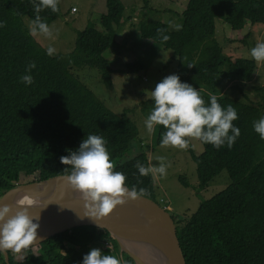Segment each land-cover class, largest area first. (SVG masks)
<instances>
[{
  "label": "trees",
  "instance_id": "16d2710c",
  "mask_svg": "<svg viewBox=\"0 0 264 264\" xmlns=\"http://www.w3.org/2000/svg\"><path fill=\"white\" fill-rule=\"evenodd\" d=\"M105 7L98 18L100 29L86 24L76 31L72 50L49 56L23 20L35 18L32 0H0V21H6V26L0 28V197L16 184L26 182L21 175L31 181L70 173L71 166L62 164L60 157L76 151L88 135H98L106 139L115 170L127 178L126 186L146 188L149 195L144 198L155 202L152 176H141L135 167L137 161L149 167L147 150L136 156L130 153L137 131L127 111L114 114L70 71L71 67H95L100 81L107 87L112 85L113 69L103 52L115 44L116 30L129 17L124 14L121 0H105ZM40 15L49 25L60 12L45 9ZM180 19L179 31L169 30L165 22L153 18H140L136 30L139 39L171 51L175 75L182 83L217 92L220 74L233 80L255 78L257 64L253 58L223 55L215 21L223 19L245 46L248 33L241 35L245 26H264V0H188ZM157 29H166L170 39L162 42ZM31 62L36 64L30 73L34 83L26 85L20 78L28 74L26 68ZM189 64L194 66L189 68ZM138 67V61L128 62L118 71L129 73ZM256 90L261 99L257 105L217 97L223 108L231 104L239 116L233 123L241 134L231 149L226 145L216 149L200 142L203 151L199 156L191 148L187 150L197 165L199 190L206 189L221 170L226 171L229 183L202 201L185 220H173L186 264H264V140L253 127L254 121L264 117V87ZM201 96L206 105L210 103V96L202 92ZM154 106L151 98L140 102L137 109L147 119ZM155 128L154 143L158 146L166 129L161 125ZM179 180L187 187L184 177ZM98 241L110 242L119 253L107 230L81 225L19 254L9 251V262L82 264L84 255L96 248ZM121 261L134 264L126 253ZM0 264H5L2 252Z\"/></svg>",
  "mask_w": 264,
  "mask_h": 264
},
{
  "label": "rangeland",
  "instance_id": "374dc122",
  "mask_svg": "<svg viewBox=\"0 0 264 264\" xmlns=\"http://www.w3.org/2000/svg\"><path fill=\"white\" fill-rule=\"evenodd\" d=\"M125 7V18L122 25L116 30L115 44L103 52V56L110 61L113 69L111 74L112 85L107 87L100 81L98 70L95 67L80 66L71 67L70 71L89 88L93 95L116 115H121L124 110L127 116L134 122L137 136L130 144V153L133 156L147 150L149 167L158 166L157 157H165L170 164L167 169L166 178H157L154 182V201L157 204L163 200L167 205L166 211L171 218L185 220L188 218L204 200L210 199L228 185L229 177L225 170H221L206 186L199 190V178L197 165L191 160L189 153L172 147L156 146L155 131L148 133L143 115L138 111L137 105L145 100L151 99V91L157 83L168 75L175 74V58L171 51L162 49L158 44L145 39H139L136 23L140 18L160 19L166 23L169 30H175L169 26L181 25V12L188 0H121ZM60 15L52 21L49 26L54 27V39H48L42 35L33 36L35 41L47 50L51 45L58 52H69L73 49L75 33L86 24H93L100 29L98 18L106 10L105 0H60ZM74 7V8H73ZM30 32L32 21L23 18ZM216 37L222 46L223 55L231 59L242 57L252 58L251 49L258 42H264V26L262 24H247L241 31V35L248 33L246 44L238 40V33L230 28L223 19H216ZM112 48V49H111ZM248 51V52H247ZM138 61L140 67L134 72L124 73L118 71L124 68L128 62ZM256 76L251 81L233 80L220 74L217 78V88L220 91H208L204 86L196 89L201 90L206 96L209 94L217 97H228L230 99L250 102L257 105L260 93L257 87H264V62H256ZM225 68V64L221 67ZM156 127V126H155ZM139 140L137 143L135 140ZM189 148L199 156L203 147L198 140H192ZM182 176L187 182L183 186L179 177ZM22 181L28 177L21 175ZM24 183V182H23ZM105 255H114L122 260L110 242L98 241L95 244Z\"/></svg>",
  "mask_w": 264,
  "mask_h": 264
},
{
  "label": "clouds",
  "instance_id": "9594fccd",
  "mask_svg": "<svg viewBox=\"0 0 264 264\" xmlns=\"http://www.w3.org/2000/svg\"><path fill=\"white\" fill-rule=\"evenodd\" d=\"M35 18L30 27L33 36L42 35L48 39H54V27H50L41 17L40 13L50 9L53 13L60 12V0H32ZM6 26V21H0V28ZM170 27L179 31L181 25ZM162 42L170 39L166 35V29H157ZM47 54H55V48L51 45L47 48ZM251 57L256 62H264V42H258L251 49ZM189 68L194 65H187ZM36 68L35 62H31L26 72L21 76V81L26 85L34 83L30 74ZM210 95V103L206 105L201 96V90L188 83H182L178 75H168L156 84L151 91L154 100V108L148 115L145 126L149 134L155 131V126L161 125L166 131L161 134V147H172L186 151L192 140H198L204 144H211L216 149L227 146L233 147L240 136L239 127L234 121L239 119L237 110L229 104L223 108L218 103L216 95ZM253 127L260 138L264 140V117L254 121ZM105 138L98 135H88L83 139L76 151H71L69 156H61L60 162L71 166V172L64 179L72 189L81 193L84 203V216L100 220L111 214L119 205H124L127 200H137L149 195L146 188L137 189L133 185L130 189L126 186V176L123 172L116 171V165L112 162L110 153L106 147ZM158 166L145 167L137 161L135 167L141 176L151 175L153 180L159 175L166 178L170 164L165 157L156 158ZM30 204L31 201H28ZM21 205L24 201L20 202ZM157 204V203H156ZM29 207H18L14 212L9 205H0V252L12 251L21 253L36 244L38 239L39 216L30 215ZM82 264H123L114 255H105L99 248H92L83 257Z\"/></svg>",
  "mask_w": 264,
  "mask_h": 264
},
{
  "label": "water",
  "instance_id": "95a60500",
  "mask_svg": "<svg viewBox=\"0 0 264 264\" xmlns=\"http://www.w3.org/2000/svg\"><path fill=\"white\" fill-rule=\"evenodd\" d=\"M66 175L16 184L0 197V205L11 206L13 212L27 206L31 216L40 217L34 221L40 225L35 245L75 226L89 225L107 230L118 245L120 257L126 253L134 264H186L173 219L159 204L144 197L127 200L109 216L95 220L84 216L85 202L66 182ZM9 251L2 252L5 264H10Z\"/></svg>",
  "mask_w": 264,
  "mask_h": 264
},
{
  "label": "built area",
  "instance_id": "2783aa9c",
  "mask_svg": "<svg viewBox=\"0 0 264 264\" xmlns=\"http://www.w3.org/2000/svg\"><path fill=\"white\" fill-rule=\"evenodd\" d=\"M159 203H161V204H159L163 209H167V205H165L164 204V202H163V200H159Z\"/></svg>",
  "mask_w": 264,
  "mask_h": 264
},
{
  "label": "bare ground",
  "instance_id": "6f19581e",
  "mask_svg": "<svg viewBox=\"0 0 264 264\" xmlns=\"http://www.w3.org/2000/svg\"><path fill=\"white\" fill-rule=\"evenodd\" d=\"M79 198L82 200L81 195H79ZM15 203H17V202H15ZM127 244H128V243H127ZM136 245H138V244H136ZM125 247H127V246H125Z\"/></svg>",
  "mask_w": 264,
  "mask_h": 264
},
{
  "label": "crops",
  "instance_id": "0c3cea01",
  "mask_svg": "<svg viewBox=\"0 0 264 264\" xmlns=\"http://www.w3.org/2000/svg\"><path fill=\"white\" fill-rule=\"evenodd\" d=\"M132 143V142H131Z\"/></svg>",
  "mask_w": 264,
  "mask_h": 264
}]
</instances>
